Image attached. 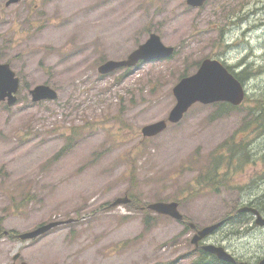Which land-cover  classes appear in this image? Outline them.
<instances>
[{
    "label": "rangeland",
    "instance_id": "rangeland-1",
    "mask_svg": "<svg viewBox=\"0 0 264 264\" xmlns=\"http://www.w3.org/2000/svg\"><path fill=\"white\" fill-rule=\"evenodd\" d=\"M46 10L21 20L1 51L21 88L14 105L0 102V231L74 222L32 240L2 235L0 264L16 252L29 264H192L193 231L142 208L177 201L197 228L236 218L243 205L263 208L264 118L255 122L249 108L264 102V0L200 8L186 0H57ZM150 33L173 55L99 74L100 64L124 59ZM205 58L244 78L242 104L215 117L213 105L196 103L143 137L142 126L165 120L175 105L176 82ZM40 84L57 98L33 103L29 90ZM224 151L234 153L226 186L197 181ZM125 196L129 204L111 206ZM203 243L256 264L264 228L247 215L232 218Z\"/></svg>",
    "mask_w": 264,
    "mask_h": 264
},
{
    "label": "water",
    "instance_id": "water-1",
    "mask_svg": "<svg viewBox=\"0 0 264 264\" xmlns=\"http://www.w3.org/2000/svg\"><path fill=\"white\" fill-rule=\"evenodd\" d=\"M206 0H186V3L192 7H199L204 4ZM174 52V48L166 46L162 43L159 35L150 33L146 41L132 52L126 58L121 60H107L100 64L97 71L101 75L109 74L119 68L130 67L134 68L138 62H150L152 60H159L170 57ZM19 78L15 72L10 68L8 63H0V101L6 100L7 105H13L17 101V92L19 89ZM244 87L233 74L218 60L206 58L202 60L197 70L188 76L180 78L172 88V94L176 99V103L168 113L165 120H158L148 123L141 128L143 137H152L161 133L168 125V123L179 122L189 108L195 103L204 105L215 102H227L231 105H239L244 99ZM29 95L32 102H39L43 100H55L57 92L48 85H36L29 90ZM128 197L117 198L112 202V206L129 203ZM147 208L157 214L170 216L171 218L182 221L183 215L178 209L176 201L163 202L157 201L147 205ZM251 212L255 216V223L259 226H264V217L250 206H244L238 210ZM73 219L66 221H52L46 224L38 225L30 231L18 234L20 240H30L42 236L57 226L72 222ZM225 220H221L214 224L196 228L194 224L189 223V227L195 230L191 237V243L195 249L199 247L217 257L219 260L235 263L234 257L227 252L222 246L214 244H202L199 242L215 232ZM4 231L0 233L6 234ZM18 255L14 256V259ZM20 264H28L21 262ZM246 264V263H241ZM258 264H264V257L259 260Z\"/></svg>",
    "mask_w": 264,
    "mask_h": 264
},
{
    "label": "flooded vegetation",
    "instance_id": "flooded-vegetation-1",
    "mask_svg": "<svg viewBox=\"0 0 264 264\" xmlns=\"http://www.w3.org/2000/svg\"><path fill=\"white\" fill-rule=\"evenodd\" d=\"M55 1L57 0H0V63H11V58L4 57L1 54V51L4 45H11V39L13 41L14 34L17 31L15 26L17 27L19 22L21 20L24 21L26 18H39L43 15L47 16L46 9L48 5ZM3 103L4 102H2V104ZM262 209H264V206ZM16 254L17 253L12 255L9 264H20L22 261H25L20 253L18 254V257L14 259ZM234 257L235 263L230 264H248V262H242L243 258L238 256Z\"/></svg>",
    "mask_w": 264,
    "mask_h": 264
},
{
    "label": "trees",
    "instance_id": "trees-1",
    "mask_svg": "<svg viewBox=\"0 0 264 264\" xmlns=\"http://www.w3.org/2000/svg\"><path fill=\"white\" fill-rule=\"evenodd\" d=\"M228 68L231 69V66L228 65ZM249 67H247L243 73H246L248 71ZM238 80L242 81L244 78L241 77V75H235ZM258 103L256 106H252L249 108V114L252 115L253 120L255 122L260 121L261 119L263 120L264 118V102L263 99H258L256 100ZM214 110H213V116L215 117H221L225 113L229 112L230 109H234V106H231L228 103L220 102V103H215L213 104ZM243 154V153H242ZM234 153H230L227 151H224L222 154L220 152L212 157V161L209 167V173L206 174H201L197 181L201 178L203 182H207L208 187H212L216 189L217 186H226L224 184L226 182V176L228 175L229 171V166H230V160L233 159ZM244 157V156H242ZM264 160V159H263ZM226 166V171L223 175H217L218 172L220 171L221 167ZM257 209H259L258 204L253 205ZM143 211H146L145 208H142ZM260 211H264V209H259ZM245 218V216L243 217ZM15 232H10L11 237L14 236ZM217 259L213 256L208 255L204 251L200 250L199 251V256L195 258L192 264H203L207 262H213L216 261ZM157 264H166V263H157Z\"/></svg>",
    "mask_w": 264,
    "mask_h": 264
},
{
    "label": "bare ground",
    "instance_id": "bare-ground-1",
    "mask_svg": "<svg viewBox=\"0 0 264 264\" xmlns=\"http://www.w3.org/2000/svg\"><path fill=\"white\" fill-rule=\"evenodd\" d=\"M179 32V31H178ZM247 215V212H245V211H242V212H239V213H237V215H236V218H234V217H229L228 219H227V221L228 220H231L232 218L233 219H237V218H240V217H244V216H246ZM230 264V262H227V261H223V260H219V259H217L216 261H213V262H207V263H205V264Z\"/></svg>",
    "mask_w": 264,
    "mask_h": 264
}]
</instances>
